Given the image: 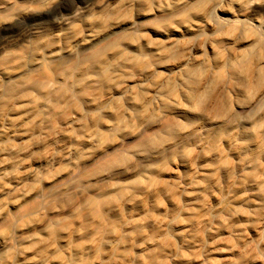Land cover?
<instances>
[{
	"label": "bare ground",
	"instance_id": "bare-ground-1",
	"mask_svg": "<svg viewBox=\"0 0 264 264\" xmlns=\"http://www.w3.org/2000/svg\"><path fill=\"white\" fill-rule=\"evenodd\" d=\"M101 6L0 47V264H264V0Z\"/></svg>",
	"mask_w": 264,
	"mask_h": 264
},
{
	"label": "rangeland",
	"instance_id": "rangeland-1",
	"mask_svg": "<svg viewBox=\"0 0 264 264\" xmlns=\"http://www.w3.org/2000/svg\"><path fill=\"white\" fill-rule=\"evenodd\" d=\"M96 1H99L102 4L101 7H104L113 0H60L51 9L35 17L17 18L0 27V47L6 46L11 40L26 36L33 28L55 29L58 27L59 19H61L62 15L71 14L78 8L89 9ZM259 9L256 8L254 13Z\"/></svg>",
	"mask_w": 264,
	"mask_h": 264
}]
</instances>
